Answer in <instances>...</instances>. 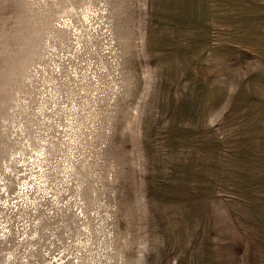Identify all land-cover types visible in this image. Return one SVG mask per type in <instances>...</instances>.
Wrapping results in <instances>:
<instances>
[{
    "label": "rangeland",
    "instance_id": "374dc122",
    "mask_svg": "<svg viewBox=\"0 0 264 264\" xmlns=\"http://www.w3.org/2000/svg\"><path fill=\"white\" fill-rule=\"evenodd\" d=\"M0 264H264V0H0Z\"/></svg>",
    "mask_w": 264,
    "mask_h": 264
}]
</instances>
